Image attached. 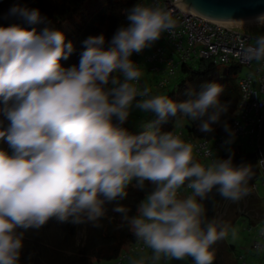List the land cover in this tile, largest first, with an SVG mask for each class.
<instances>
[{"label": "clouds", "instance_id": "obj_1", "mask_svg": "<svg viewBox=\"0 0 264 264\" xmlns=\"http://www.w3.org/2000/svg\"><path fill=\"white\" fill-rule=\"evenodd\" d=\"M7 16L32 25L45 19L38 9L18 3ZM126 19L129 23L115 31L107 48L103 34L84 40L78 67L67 69L60 60L74 49L61 31L0 27V98L5 105L14 101L4 109L10 124L0 130V139L11 149V154L0 150V264H18L25 232L39 230L53 218L99 227L105 203L126 199L133 181L141 192L146 182L152 186L136 215L129 218L119 203L113 211L151 250L152 264L189 257L194 264H213L212 246L228 232L214 218L206 219L201 201L214 187L233 202L248 195L251 165L234 166L229 155L205 166L194 159L190 143L159 126L179 114L199 121L200 132H213L228 110L219 99L224 88L207 82L181 102L150 95L147 86L138 90L141 71L130 57L165 32L174 36L176 20L159 0L153 6L136 3ZM253 19L264 26V13ZM243 59L264 61V35L243 48ZM133 106L155 115L139 124L138 134L121 126ZM223 128L229 134L224 143L231 144L235 133L226 122ZM185 186L191 194L181 197L178 192ZM130 264L146 261L130 258Z\"/></svg>", "mask_w": 264, "mask_h": 264}, {"label": "trees", "instance_id": "obj_2", "mask_svg": "<svg viewBox=\"0 0 264 264\" xmlns=\"http://www.w3.org/2000/svg\"><path fill=\"white\" fill-rule=\"evenodd\" d=\"M140 2L141 0H0V27L18 24L26 30L34 27L38 33L44 27L61 31L65 43L71 41L74 49L67 60H60L61 66L67 69L74 65L78 67L80 53L84 49L83 41L88 37L103 34L104 47L107 48L108 41L115 31L129 23L126 19L127 10ZM17 3L29 9H38L45 18L44 21L32 25L23 19L7 16L10 7ZM240 70L241 66L235 63L217 65L206 59L182 64L173 83L161 89L163 95L174 102H181L189 98V92L197 93L203 84L215 81L224 88L219 99L222 104H228V110L222 114L221 124L212 126L215 130L211 133L200 132L199 121L179 117V114L177 118L169 117L167 122L159 126L160 130L173 133L175 129L182 127L186 135L197 139H212L218 134L225 133L223 123L230 125L239 100L240 93L236 80ZM13 103L14 101L10 100L5 105L0 98V130L6 129L10 124L4 109L11 107ZM153 119L154 114L150 116V120ZM116 122L113 118V123ZM121 126L132 134L141 131L132 129L125 123ZM0 150L11 154V149L2 139ZM245 153H247L245 149L234 147L231 152H223L220 159ZM194 159L200 162L196 156ZM134 184L135 181L126 189L128 193L126 199L105 203V215L97 221L99 227L93 226L91 222L74 225L70 222L61 223L53 218L39 230L29 229L24 235V247L18 264H96L116 258L127 244L135 240V237L127 221L123 220L122 214L114 212L113 207L117 203L126 207L131 218L136 215L137 205L144 198L145 192L150 191L152 187L146 182L145 192H141L133 186ZM229 249L233 250V246ZM188 260L194 262L190 257Z\"/></svg>", "mask_w": 264, "mask_h": 264}, {"label": "built area", "instance_id": "obj_3", "mask_svg": "<svg viewBox=\"0 0 264 264\" xmlns=\"http://www.w3.org/2000/svg\"><path fill=\"white\" fill-rule=\"evenodd\" d=\"M155 2L156 0H141L140 3L153 6ZM159 4L161 7H167L173 19L176 20L174 36L165 32L151 47H146L140 53L134 52L130 57L139 69L145 66L149 72L159 74L160 78L155 88H149L150 95H157L160 89L173 83L179 67L184 63L206 59L217 65L235 63L241 68H247L248 73L237 76L236 83L240 95L229 127L235 133L232 142L235 148H242L247 152L255 151L259 146L264 116V61L244 60L243 48L254 45L253 41L258 36L251 29L258 30V27L264 28V26H258L255 21L232 24L207 17L188 6H183L181 0H159ZM137 88L142 90L141 81L137 84ZM148 114L152 115V113ZM173 134L190 143L193 146V155L199 158L200 163L205 166L207 161L211 162L214 159L216 150L229 145L224 143L229 138L226 132L212 139H197L186 135L183 128L179 127ZM207 153H211V156ZM257 163L259 174L252 184V190L256 193L259 187L264 188V159L259 158ZM178 194L183 197L191 194V190L185 186L179 190ZM243 228L247 231L253 230L254 237L249 251L259 257L260 264H264V235H261L264 232V221L250 223ZM151 254V250L135 238L120 251L116 258L96 264H126L133 257L144 258L146 264H152ZM234 257L237 264H246L244 253L234 251ZM159 264H165V261L162 260Z\"/></svg>", "mask_w": 264, "mask_h": 264}, {"label": "rangeland", "instance_id": "obj_4", "mask_svg": "<svg viewBox=\"0 0 264 264\" xmlns=\"http://www.w3.org/2000/svg\"><path fill=\"white\" fill-rule=\"evenodd\" d=\"M240 26H242V25H240ZM251 31L256 35H264V28H261V27H258V30L257 29H251ZM253 43H255V41H253ZM139 70L141 71L140 81H141V84H143L142 87L147 86L148 88L154 89L156 82L160 78L159 74L149 72L145 68V66L141 67ZM248 72L249 71L247 68L242 67L238 76L245 75ZM157 95H163V93L161 92V89L158 91ZM149 120H150V116L148 113L141 112L139 109H136L133 106V108L131 109V114L128 117L125 124L127 126L131 127L132 129L141 130L139 127V124L142 121H149ZM234 147H235V145L233 143H231L227 147L221 148L220 150H216L214 152V159L217 157L220 158L221 154L225 151L231 152ZM209 163H211V162L207 161L205 164H209ZM256 194L258 197L256 209L250 210L251 212L248 214V216L259 217V218H255V220L257 223H260L262 218H264V188L259 187ZM242 199H240L238 202L241 203ZM240 209H241V213L245 211V209L241 208V205H240L239 210ZM239 210L238 211L236 210L235 202H232L230 204L228 212H227V216L224 217V222H222V225L227 227L228 234H227L225 239L217 241L213 245L215 259L220 264H237L235 257H234V254H233L234 252L232 253V251H235V252H242L245 254L246 264H260L259 263V257L255 254H253L251 251H249L251 242H252L253 237H254L253 230L247 231L246 229L243 228V227L248 226L250 224L249 219L246 216L240 215L238 213ZM215 220H216V216H215ZM233 229L236 230L235 239H233V236H232V230ZM230 246H233V250L229 249ZM133 259H137V257H133ZM126 264H130V261H127ZM166 264H194V262H189L188 258H185L184 260H174V259L168 260V262Z\"/></svg>", "mask_w": 264, "mask_h": 264}, {"label": "water", "instance_id": "obj_5", "mask_svg": "<svg viewBox=\"0 0 264 264\" xmlns=\"http://www.w3.org/2000/svg\"><path fill=\"white\" fill-rule=\"evenodd\" d=\"M181 4L185 7L188 6L197 13L221 20L241 19L264 13V0H181ZM231 157L234 166H240L241 164L251 165L252 175L247 185L248 193L253 194L257 198L256 192L252 190V184L259 174L257 160L259 158L264 159V116L262 118L258 148L255 151ZM243 198L246 199L245 197ZM220 199L221 196L217 192L216 187H214L207 198L202 201L207 220L215 219ZM213 264H220L215 259V256Z\"/></svg>", "mask_w": 264, "mask_h": 264}, {"label": "flooded vegetation", "instance_id": "obj_6", "mask_svg": "<svg viewBox=\"0 0 264 264\" xmlns=\"http://www.w3.org/2000/svg\"><path fill=\"white\" fill-rule=\"evenodd\" d=\"M246 199H242L241 200V203L240 202H235L236 204V210L238 211L239 208H240V205H241V208L245 209L244 212L241 213V209L239 210V214L240 215H245L246 214L248 215L251 211L250 210H255L256 209V204L258 202V200L253 196V194L251 193H248V195L244 196ZM233 201H230V200H225L223 197H221V199L218 201L219 203V207L217 209V213H216V222L218 225H221L222 222H224V217L227 216V212H228V209H229V206L230 204L232 203ZM247 212V213H246Z\"/></svg>", "mask_w": 264, "mask_h": 264}, {"label": "bare ground", "instance_id": "obj_7", "mask_svg": "<svg viewBox=\"0 0 264 264\" xmlns=\"http://www.w3.org/2000/svg\"><path fill=\"white\" fill-rule=\"evenodd\" d=\"M259 15V14H258ZM258 15H254V16H251V17H246V18H241V19H229V20H221V19H218L220 21H226V22H229V23H232V24H240L241 21H243L244 23H251V22H254V17L258 16ZM242 23V24H244Z\"/></svg>", "mask_w": 264, "mask_h": 264}, {"label": "crops", "instance_id": "obj_8", "mask_svg": "<svg viewBox=\"0 0 264 264\" xmlns=\"http://www.w3.org/2000/svg\"><path fill=\"white\" fill-rule=\"evenodd\" d=\"M143 83V82H142ZM142 86H143V84H142ZM243 215V214H242ZM243 216H245V215H243ZM246 217H248V219H249V223H255L256 222V220H255V218H259V217H257V216H254V217H252V216H248V215H246ZM255 220V221H254ZM264 221V218H262V220L260 221V223L261 222H263ZM234 251H232V253H233ZM234 254V253H233Z\"/></svg>", "mask_w": 264, "mask_h": 264}]
</instances>
